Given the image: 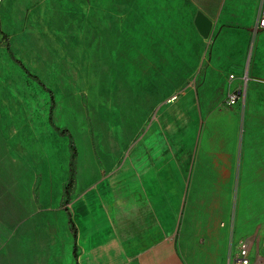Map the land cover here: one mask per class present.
<instances>
[{
	"label": "rangeland",
	"instance_id": "374dc122",
	"mask_svg": "<svg viewBox=\"0 0 264 264\" xmlns=\"http://www.w3.org/2000/svg\"><path fill=\"white\" fill-rule=\"evenodd\" d=\"M128 4L0 0V264L83 262L79 244L73 255L71 226L77 224L58 209L77 197L73 182L66 193L64 188L75 157L81 148L94 149L105 127L126 132L132 128L128 116H134L137 137L158 134L162 117L168 119L162 131L170 136L184 119L194 139L207 127L202 119L219 111L192 107L194 84L211 82L215 90L216 73L206 66L208 37L191 19L129 12ZM259 111L251 130L237 125L239 134L264 138ZM236 114L241 122L244 110ZM193 115L200 124H191ZM49 150L55 151L54 164L48 163ZM209 175L200 173L185 188L190 224L181 247L190 253L193 239L204 242L224 227L231 264L243 241L251 264H264V173ZM214 181L231 187L215 188Z\"/></svg>",
	"mask_w": 264,
	"mask_h": 264
},
{
	"label": "crops",
	"instance_id": "0c3cea01",
	"mask_svg": "<svg viewBox=\"0 0 264 264\" xmlns=\"http://www.w3.org/2000/svg\"><path fill=\"white\" fill-rule=\"evenodd\" d=\"M136 2L142 8L137 9ZM260 3L129 0V12L166 13L165 18L176 22L191 19L194 26L195 15L201 12L211 21L206 66L216 73L215 90L211 82L194 84L192 107L219 111L202 119L207 127L198 138H189L193 129L184 119L169 136L161 128L168 119L162 117L157 119L158 134L147 131L137 137L135 117L128 116L131 129L114 131L110 126L107 131L105 127L94 149L81 148L75 155L74 173L71 169L67 177L77 197L59 204L58 209L69 223L77 224L73 255L79 244L80 264H231V237L226 241L224 227L216 228L215 237H204V242L200 237L193 239L190 253L181 247L190 224L185 219L190 214L184 212V191L189 180L193 183L200 173H264V138L237 131L239 123L248 129L258 123L259 110H264V28H255ZM238 90L236 101L227 104L228 95ZM185 101L178 106L183 107ZM190 105L187 101L186 106ZM239 109L244 110L241 122L236 114ZM192 118V125L200 124L199 117ZM69 145L73 157L72 140ZM48 161L56 162L54 150H49ZM212 185L231 187L216 181Z\"/></svg>",
	"mask_w": 264,
	"mask_h": 264
},
{
	"label": "built area",
	"instance_id": "2783aa9c",
	"mask_svg": "<svg viewBox=\"0 0 264 264\" xmlns=\"http://www.w3.org/2000/svg\"><path fill=\"white\" fill-rule=\"evenodd\" d=\"M264 28V0H261L260 7L258 10V16L255 23V28ZM233 75H230L232 77ZM239 94L237 92L231 93L228 95L227 104H233L236 101V98ZM236 264H251V258L249 255V246L246 241L241 242L238 250V255L236 259Z\"/></svg>",
	"mask_w": 264,
	"mask_h": 264
},
{
	"label": "water",
	"instance_id": "95a60500",
	"mask_svg": "<svg viewBox=\"0 0 264 264\" xmlns=\"http://www.w3.org/2000/svg\"><path fill=\"white\" fill-rule=\"evenodd\" d=\"M194 24L202 37H208L211 28V21L203 13H196L194 18Z\"/></svg>",
	"mask_w": 264,
	"mask_h": 264
},
{
	"label": "trees",
	"instance_id": "16d2710c",
	"mask_svg": "<svg viewBox=\"0 0 264 264\" xmlns=\"http://www.w3.org/2000/svg\"><path fill=\"white\" fill-rule=\"evenodd\" d=\"M33 78H35L37 81H38V78H36V77H34L33 76ZM51 108H52V105H51V107H50V114H49V121L51 122ZM58 132L59 133H65L66 132V130L65 129H61V130H58ZM69 185H70V183L68 184V186H67V190H68V187H69ZM72 230H73V233L75 232V230H74V226H72ZM74 252H75V247H74Z\"/></svg>",
	"mask_w": 264,
	"mask_h": 264
}]
</instances>
